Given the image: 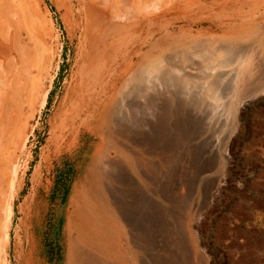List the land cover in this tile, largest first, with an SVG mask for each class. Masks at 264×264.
Returning a JSON list of instances; mask_svg holds the SVG:
<instances>
[{
	"label": "rangeland",
	"instance_id": "1",
	"mask_svg": "<svg viewBox=\"0 0 264 264\" xmlns=\"http://www.w3.org/2000/svg\"><path fill=\"white\" fill-rule=\"evenodd\" d=\"M37 1L47 60L40 92L21 108L23 150L6 151L0 160V216L1 208L12 212L0 263L66 264L78 230L92 247L120 252L124 222L141 243L139 264H194L195 256L202 264H264V0H227L204 14H184L187 20L204 18L195 40L208 39L212 47L206 48L217 49L218 59L228 58L218 79L195 78L175 86L162 127H137L125 135L127 143L112 139L99 124L76 122L78 108L72 105L81 107L91 95L81 97L77 88V7L70 8L69 0ZM245 18H256L253 31L242 22ZM243 41L249 72L233 79L226 72L241 66L232 51ZM229 44L233 48L227 53ZM207 82H213L215 102ZM147 139L153 140L150 147L144 145ZM139 140L142 148L136 146ZM118 207L123 216L117 224L87 211Z\"/></svg>",
	"mask_w": 264,
	"mask_h": 264
},
{
	"label": "bare ground",
	"instance_id": "2",
	"mask_svg": "<svg viewBox=\"0 0 264 264\" xmlns=\"http://www.w3.org/2000/svg\"><path fill=\"white\" fill-rule=\"evenodd\" d=\"M226 2L227 0H69L70 8L77 7V10L73 11L77 34V58L75 60L81 63L77 88L81 97L86 92L91 94L81 107L72 105L78 108L76 117L79 121L76 122L90 127L99 124L112 133V139L113 136H116V139L117 137L126 138V143L128 140L125 135L137 132L139 129L137 127L150 129L162 127L159 125H163L173 105L170 103L174 99L175 86L178 84L187 86L190 80L195 78L218 79L221 71L219 68L228 58L218 59L217 49L206 48L212 47L207 45L208 39L195 40L203 31L202 19L204 18L197 16L187 20L183 19L184 14L189 11L194 16L204 14L220 8ZM37 3V0H0V160L6 151L11 152V155L14 150L22 152L25 138L19 130L21 108L23 104H31L41 89L39 77L47 60V50L40 35L42 26L38 18ZM249 18L242 19V22H248V29L251 32L256 25V18L254 22ZM245 42L235 45L237 47H234L235 50L232 51L236 52L240 62L242 61L239 62L241 64L239 68L231 67L227 70V75L233 79L248 75L249 72L248 65L245 64L248 62L246 52L242 51V47L246 45ZM230 47L231 44L226 48L227 53H230ZM86 77H92V84L84 82ZM212 88L213 82H207L206 90L209 91L210 99L215 102L217 98ZM45 96L46 93L41 98V106L45 103ZM104 138L103 140H106ZM152 141L147 139L144 145L148 144L150 147ZM142 145L140 140L136 143V146L140 148L143 147ZM142 152L147 153L146 150ZM139 154L142 155L141 152ZM143 162H145L144 159ZM143 162L140 164L143 165ZM14 171L13 168L9 172L14 175ZM9 183L12 187L13 178ZM1 209L4 213L0 216V244L2 242L5 244L12 212L9 207ZM87 211L93 216L99 213L114 224H117L118 219L122 220L123 216L119 207L116 210L115 208H87ZM119 227L123 238V249L120 252L96 249L92 247L86 234L79 230L75 231L74 241L67 249L66 264H139L138 254L142 253L140 241L136 239L128 224L122 222ZM200 258L201 256H195L194 264H202Z\"/></svg>",
	"mask_w": 264,
	"mask_h": 264
}]
</instances>
